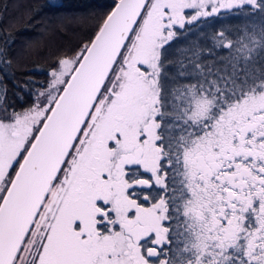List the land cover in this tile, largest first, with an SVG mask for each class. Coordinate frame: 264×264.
I'll return each instance as SVG.
<instances>
[{
    "label": "snow or ice",
    "instance_id": "1",
    "mask_svg": "<svg viewBox=\"0 0 264 264\" xmlns=\"http://www.w3.org/2000/svg\"><path fill=\"white\" fill-rule=\"evenodd\" d=\"M252 12L114 0L19 110L0 48V264H264V22L226 65L173 76L167 56L186 25Z\"/></svg>",
    "mask_w": 264,
    "mask_h": 264
},
{
    "label": "trees",
    "instance_id": "2",
    "mask_svg": "<svg viewBox=\"0 0 264 264\" xmlns=\"http://www.w3.org/2000/svg\"><path fill=\"white\" fill-rule=\"evenodd\" d=\"M114 0H0V48H7L11 61L4 74L7 76L6 87L8 99L17 106L31 103L35 90L43 88L48 71L55 57L75 50L94 32L100 19L110 11ZM71 16L73 21L60 22L56 18ZM58 23L54 26V23ZM264 22L255 13H221L219 16L201 18L191 25L187 31L171 42L168 48V59L172 62L169 72L175 76L180 61L188 64L200 60L209 66L226 65L237 53L235 43L237 35L246 27L259 29ZM225 36L233 40V48H224L219 44ZM264 60V57L260 58ZM0 68L4 65L0 63ZM194 75V74H193ZM180 82L179 79L176 81ZM28 85L25 90L23 85ZM19 85V87H17ZM23 95L25 100H18Z\"/></svg>",
    "mask_w": 264,
    "mask_h": 264
},
{
    "label": "rangeland",
    "instance_id": "3",
    "mask_svg": "<svg viewBox=\"0 0 264 264\" xmlns=\"http://www.w3.org/2000/svg\"><path fill=\"white\" fill-rule=\"evenodd\" d=\"M56 20L57 21H59L60 20V22H67V23H69V22H71V21H73V18L71 17V16H66V17H60V16H58L57 18H56ZM57 22L56 23H54L53 25L54 26H57ZM39 90H35V91H33V94L34 93H36V92H38Z\"/></svg>",
    "mask_w": 264,
    "mask_h": 264
}]
</instances>
